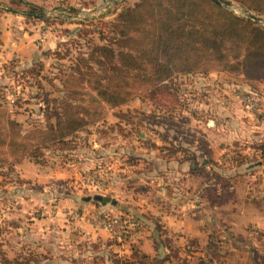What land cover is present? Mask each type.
<instances>
[{
  "label": "rangeland",
  "instance_id": "374dc122",
  "mask_svg": "<svg viewBox=\"0 0 264 264\" xmlns=\"http://www.w3.org/2000/svg\"><path fill=\"white\" fill-rule=\"evenodd\" d=\"M138 1L0 0V131L53 123L65 100L90 106L70 147L47 140L16 161L0 142V251L14 264H264V77L174 73L112 107L84 101L101 29Z\"/></svg>",
  "mask_w": 264,
  "mask_h": 264
},
{
  "label": "trees",
  "instance_id": "16d2710c",
  "mask_svg": "<svg viewBox=\"0 0 264 264\" xmlns=\"http://www.w3.org/2000/svg\"><path fill=\"white\" fill-rule=\"evenodd\" d=\"M237 1L264 13V0ZM29 5L34 8L33 4ZM105 26L101 34L109 45H96L92 50L95 55L91 57L95 60L101 56L98 62L102 74L97 72L95 77L92 72L88 73L94 93L90 90L83 93L84 101L95 108L123 103L132 94V86L162 84L174 73L204 74L212 68H221L242 71L251 78L264 77V28L213 0H139L133 7L122 9ZM115 56L117 62H113ZM6 66L7 69L14 67V62L4 63L3 69ZM4 96L0 86V97ZM60 107V111H54L53 123L33 125L31 130L7 118L1 127L0 142L8 136L6 145L17 156L16 161L47 140L55 141L62 148L70 147L65 136L84 125L90 106L65 100ZM94 111L95 118L98 111ZM254 149L262 162L264 140L254 145ZM233 158L236 165L243 162L238 156ZM0 264L14 263L0 251Z\"/></svg>",
  "mask_w": 264,
  "mask_h": 264
},
{
  "label": "water",
  "instance_id": "95a60500",
  "mask_svg": "<svg viewBox=\"0 0 264 264\" xmlns=\"http://www.w3.org/2000/svg\"><path fill=\"white\" fill-rule=\"evenodd\" d=\"M213 1L215 3L221 5V6L229 8V9H238V7H236V5L230 0H213ZM97 8H98V6H95L92 10H96ZM241 11H243L247 16H249L256 23L264 24V17L263 16L254 13L250 9H242ZM33 15H36L37 17H40L42 19L52 18V17H60L57 14H51V13H42V14H33ZM94 197L98 200H101V201L110 200V198L108 196H102L100 194H97ZM111 201H113V200H111Z\"/></svg>",
  "mask_w": 264,
  "mask_h": 264
},
{
  "label": "built area",
  "instance_id": "2783aa9c",
  "mask_svg": "<svg viewBox=\"0 0 264 264\" xmlns=\"http://www.w3.org/2000/svg\"><path fill=\"white\" fill-rule=\"evenodd\" d=\"M97 217L100 218L101 224L109 230L112 229L119 222L118 217L109 215V213L103 211L98 213Z\"/></svg>",
  "mask_w": 264,
  "mask_h": 264
}]
</instances>
